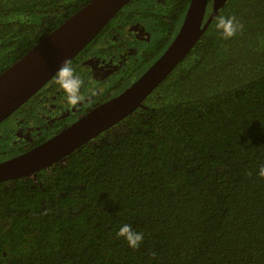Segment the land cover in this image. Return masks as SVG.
Wrapping results in <instances>:
<instances>
[{
  "label": "trees",
  "instance_id": "1",
  "mask_svg": "<svg viewBox=\"0 0 264 264\" xmlns=\"http://www.w3.org/2000/svg\"><path fill=\"white\" fill-rule=\"evenodd\" d=\"M88 1L0 0V71ZM188 3L131 0L108 24L155 9L162 48ZM219 16L243 32L223 39ZM144 104L35 180L0 184V264H264V0H226Z\"/></svg>",
  "mask_w": 264,
  "mask_h": 264
},
{
  "label": "water",
  "instance_id": "2",
  "mask_svg": "<svg viewBox=\"0 0 264 264\" xmlns=\"http://www.w3.org/2000/svg\"><path fill=\"white\" fill-rule=\"evenodd\" d=\"M131 0H89L0 72V121L72 60ZM226 0H189L175 36L126 89L96 106L29 152L0 163V181L23 178L58 162L90 139L143 107L145 98L188 55Z\"/></svg>",
  "mask_w": 264,
  "mask_h": 264
},
{
  "label": "flooded vegetation",
  "instance_id": "3",
  "mask_svg": "<svg viewBox=\"0 0 264 264\" xmlns=\"http://www.w3.org/2000/svg\"><path fill=\"white\" fill-rule=\"evenodd\" d=\"M211 2L209 0L207 14L211 11ZM158 15L155 9H148V15L139 19L124 21L116 18L71 60L77 73L86 81L82 94L88 96L92 90H98L99 94L91 101L86 100L78 108H71L55 84L54 75L0 121V163L29 152L130 86L165 50L183 20L161 48V31L155 28ZM58 162L25 178L35 180L39 171L49 170ZM17 179L21 178L3 180L0 184L11 185Z\"/></svg>",
  "mask_w": 264,
  "mask_h": 264
},
{
  "label": "clouds",
  "instance_id": "4",
  "mask_svg": "<svg viewBox=\"0 0 264 264\" xmlns=\"http://www.w3.org/2000/svg\"><path fill=\"white\" fill-rule=\"evenodd\" d=\"M216 29L221 37L225 40L235 37L238 33H242L244 25L237 20L235 16L224 17L219 16L216 20ZM55 84L64 93L66 103L71 108H78L82 102L91 101L99 93L98 90H92L88 96L82 94V89L86 85V81L77 73L72 65V61L66 59L63 61L55 74ZM259 176L264 178V165L259 169ZM117 238L123 237L130 248L138 250L144 240L143 232H136L131 225H123L116 233Z\"/></svg>",
  "mask_w": 264,
  "mask_h": 264
}]
</instances>
